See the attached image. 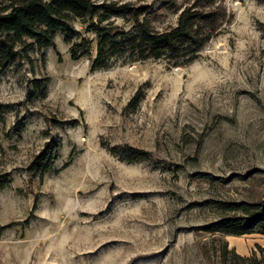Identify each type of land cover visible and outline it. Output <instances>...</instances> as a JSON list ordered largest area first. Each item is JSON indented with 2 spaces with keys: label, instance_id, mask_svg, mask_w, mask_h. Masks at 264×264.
Returning <instances> with one entry per match:
<instances>
[{
  "label": "rangeland",
  "instance_id": "1",
  "mask_svg": "<svg viewBox=\"0 0 264 264\" xmlns=\"http://www.w3.org/2000/svg\"><path fill=\"white\" fill-rule=\"evenodd\" d=\"M92 1L143 6L157 31L192 2ZM217 4L220 27L176 62L122 53L91 71L96 17L71 20L69 43H16L0 74V264H241L223 244L264 255V234L203 230L231 214L223 204L264 198V0ZM49 140L52 167L30 169Z\"/></svg>",
  "mask_w": 264,
  "mask_h": 264
},
{
  "label": "trees",
  "instance_id": "2",
  "mask_svg": "<svg viewBox=\"0 0 264 264\" xmlns=\"http://www.w3.org/2000/svg\"><path fill=\"white\" fill-rule=\"evenodd\" d=\"M217 1L192 0L179 11L173 26L157 31L145 17L139 18L145 11L143 6L92 0H0V74L15 58V45L22 43L23 37L31 39L37 47H47L52 44L54 33L59 31L63 42L69 43L76 35L70 21L79 19L82 22L93 17H96L95 23L88 25V29L96 34L95 54L89 67L91 71L107 67L112 56L122 53H127L133 60L162 57L176 62L190 59L225 18L224 8ZM116 17L128 18L130 29L111 33L108 27L99 25ZM70 54L74 58L73 47ZM57 148L54 140L47 141L32 158L29 168L39 173L49 170L56 159ZM143 154L141 150L129 149L121 158L133 161ZM222 208L231 214L211 221L203 228L204 231L228 235L264 234V198L225 203ZM4 228L0 225V233ZM228 254L241 264H264V255L255 261V258L241 257L228 251L223 244L218 256L224 259Z\"/></svg>",
  "mask_w": 264,
  "mask_h": 264
}]
</instances>
